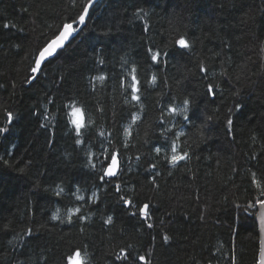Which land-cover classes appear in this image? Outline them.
<instances>
[{"label":"trees","instance_id":"1","mask_svg":"<svg viewBox=\"0 0 264 264\" xmlns=\"http://www.w3.org/2000/svg\"><path fill=\"white\" fill-rule=\"evenodd\" d=\"M87 2L0 0V264H69L76 251L83 264H258L264 0H100L31 73L63 24L78 29ZM180 36L189 49H177ZM185 99L188 120L169 111ZM71 104L84 114L80 144ZM173 147L186 154L175 166ZM113 153L119 173L101 180ZM121 248L128 261L116 260Z\"/></svg>","mask_w":264,"mask_h":264},{"label":"snow or ice","instance_id":"2","mask_svg":"<svg viewBox=\"0 0 264 264\" xmlns=\"http://www.w3.org/2000/svg\"><path fill=\"white\" fill-rule=\"evenodd\" d=\"M93 4V0H88L87 3L83 4L81 7V12L79 14L78 17V22L79 24H84L85 23V18L86 16H88L89 14V9L92 7ZM139 15V14H138ZM145 16L147 15V13L144 14ZM5 28H8L9 25L5 24L4 25ZM75 31L73 24L72 23H65L62 26V30L59 31L58 35H55L54 38H52L50 40V42H48L46 44V46H43L42 49L37 50V54L34 57L33 61H32V66H30V71L33 74H38L40 72L43 71V66L45 64V62L47 61L48 58L52 57L58 49H62L65 45V42L69 40V37H71L73 35V32ZM175 44L178 47V49L181 50H186L189 49V43L188 41L184 38V36H180V38L175 40ZM151 51V50H150ZM183 54V53H181ZM161 52L159 51H151V60L152 61H158V59L161 57ZM167 55V54H164ZM100 63L102 64L103 61H100ZM125 64L128 63V61H124ZM201 72H205L206 69L204 68L203 65H201L200 68ZM130 75H131V84H130V88H131V100L132 101H140V96L137 94L140 89L138 87L139 85V81L137 79V69L136 67H132L130 69ZM37 76H33L29 79V82H34L35 79H37ZM96 79L100 80V81H104L105 80V76L104 75H99L96 77ZM153 83H155V76H153ZM208 92L209 94H213L214 95V90L212 85L208 86ZM185 107L183 108H170L169 111L170 112H175L179 115H183L185 120H188L189 117L187 115L188 112V108L187 105L189 104V100L185 99L183 101ZM69 107L71 108V112L69 113V115L71 117H74V119L71 120V124L74 126V131H75V135L76 137H78V139L75 141L77 144L81 143V140L79 139V137L81 136V130L82 128H84V114L83 111L75 106L74 104L69 105ZM239 107V106H238ZM47 119V117H45ZM8 120L9 122L12 121V113L8 114ZM227 124L229 126H231L233 124V120L232 119H228ZM8 131L7 128H0V133H6ZM181 135H183V133H181ZM157 153L160 152V148H156L155 149ZM175 148H172V152L173 155H171L170 158V162L173 166H175L177 164V162L179 160H183L186 158V154L185 156H178L175 154ZM108 160H110V164L107 165L106 167V171H104L103 175L100 177L101 180L104 179V177H114L116 175V165H117V154L113 153L111 154L108 158ZM93 168H95V164L93 163L91 165ZM155 167V166H153ZM254 183H256V187L260 190L259 191V195L261 197V199L259 200V203L261 205V212H260V231L264 232V186L261 185V183L257 180H253ZM117 190H119V188H117ZM77 192H79V188L77 187L76 189ZM63 192V189H59L56 193L57 196H60ZM91 201L95 202V200L97 199V194L95 192L92 193L91 196ZM120 199L123 201V204L128 207L131 208L132 206V201L129 199H126L125 197L121 196ZM76 200L78 201H85V196L84 195H76ZM249 207H251V205H249ZM81 209L79 207H77L75 209V213H80ZM139 215L142 219H144L145 221H147L149 219V205L148 204H144L141 208L138 209ZM131 215L135 216L137 215L136 212H132L130 213ZM59 218V210H57V213L54 214L51 219L52 220H57ZM80 219H84V217L81 215L79 217ZM69 220H71V217H69ZM105 223L107 225H112L113 224V218L112 216H108ZM147 227L148 228H152L153 225L151 223H147ZM32 230L28 229L27 234L31 235ZM164 242H167L169 240V237L167 235H165L163 237ZM127 248H131V245L126 246ZM81 253L79 251H76L74 254V257L69 259V264H73V261L76 259H79L80 264H83V261L81 260ZM130 257V253L128 251H126L125 248H121L119 253L116 254V260L118 261H128ZM134 259H138L141 262H145V264H149V262L146 261V257L143 255L138 256L137 258ZM262 264H264V261H262Z\"/></svg>","mask_w":264,"mask_h":264},{"label":"water","instance_id":"3","mask_svg":"<svg viewBox=\"0 0 264 264\" xmlns=\"http://www.w3.org/2000/svg\"><path fill=\"white\" fill-rule=\"evenodd\" d=\"M98 1H100V0H93L92 6H94ZM86 19H87V16L85 18V21H86ZM84 24H80L79 27H78V30H80L83 27ZM75 35H76V33L73 32V35L71 37H69V40L65 42V45L64 46H66L74 38ZM52 57H50V58H52ZM50 58H48L47 60H49ZM115 171H116V175L114 177H112V178H115L117 176L118 172H119V163H118V160H117V165H116ZM261 210H262V208H261L260 203H257V205H256L255 220H256V223H257V227H258L259 245H260L259 254H258V264H262V261H264V232H261L260 231V226H259L260 225V215L259 214H260Z\"/></svg>","mask_w":264,"mask_h":264},{"label":"bare ground","instance_id":"4","mask_svg":"<svg viewBox=\"0 0 264 264\" xmlns=\"http://www.w3.org/2000/svg\"><path fill=\"white\" fill-rule=\"evenodd\" d=\"M92 7H93V6H92ZM92 7H91V8H92ZM89 11H90V10H89ZM139 12H140V11H139ZM136 13H137V12H136ZM134 16H135V15H134ZM138 16H139V15H138ZM144 20H146V19H144ZM146 21H148V20H146ZM143 22H144V21H143ZM73 27H74V25H73ZM74 29H75V28H74ZM79 31H80V30L75 29L74 32H75L76 35H77V33H78ZM76 35H75V36H76ZM75 36H74V37H75ZM152 45H154V44L152 43ZM148 47H149V46H148ZM177 49H178V48H177ZM150 50H151V49H150ZM156 51H157V50H156ZM158 51H159V50H158ZM150 54H151V53H150ZM146 56H147V55H146ZM130 58H131V57H130ZM134 59H135V58H134ZM97 64H98V63H97ZM102 64H103V63H102ZM166 64H167V63H166ZM102 66H103V65H102ZM164 66H165V65H164ZM96 67H98V66H96ZM95 69H96V68H95ZM95 69H94V70H95ZM208 71H209V70H208ZM206 73H207V72H206ZM211 73H212V72H211ZM175 103H176V102H175ZM170 105H171V103H170ZM117 160H118V159H117ZM118 163H119V162H118ZM118 173H119V172H118ZM117 175H118V174H117ZM107 178H112V177H107ZM60 184H61V183H60ZM54 185H55V184H54ZM58 186H59V185H58ZM118 186H119V185H118ZM96 187H97V186H96ZM50 216H51V215H50ZM74 251H75V250H74ZM66 258H67V257H66Z\"/></svg>","mask_w":264,"mask_h":264},{"label":"clouds","instance_id":"5","mask_svg":"<svg viewBox=\"0 0 264 264\" xmlns=\"http://www.w3.org/2000/svg\"><path fill=\"white\" fill-rule=\"evenodd\" d=\"M73 264H80L79 259L74 260Z\"/></svg>","mask_w":264,"mask_h":264},{"label":"rangeland","instance_id":"6","mask_svg":"<svg viewBox=\"0 0 264 264\" xmlns=\"http://www.w3.org/2000/svg\"><path fill=\"white\" fill-rule=\"evenodd\" d=\"M72 119H74V117H71Z\"/></svg>","mask_w":264,"mask_h":264}]
</instances>
